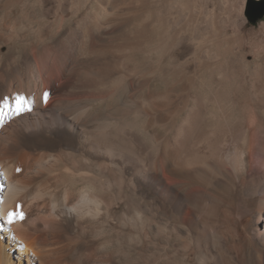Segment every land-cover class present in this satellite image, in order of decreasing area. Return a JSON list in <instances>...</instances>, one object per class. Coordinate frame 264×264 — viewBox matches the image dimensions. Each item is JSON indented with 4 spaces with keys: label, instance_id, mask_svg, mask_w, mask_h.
Masks as SVG:
<instances>
[{
    "label": "bare ground",
    "instance_id": "obj_1",
    "mask_svg": "<svg viewBox=\"0 0 264 264\" xmlns=\"http://www.w3.org/2000/svg\"><path fill=\"white\" fill-rule=\"evenodd\" d=\"M245 3L0 0V264H264Z\"/></svg>",
    "mask_w": 264,
    "mask_h": 264
},
{
    "label": "snow or ice",
    "instance_id": "obj_2",
    "mask_svg": "<svg viewBox=\"0 0 264 264\" xmlns=\"http://www.w3.org/2000/svg\"><path fill=\"white\" fill-rule=\"evenodd\" d=\"M50 94L48 92H44L42 99L44 103L48 102ZM14 104L11 106L8 103V100L5 99L3 101V107H0V126H3V123L6 119H9L10 117L6 116L5 109H10L13 116L22 115L26 112H31L34 107V101L26 97L25 95H16L14 98ZM25 218V213L21 210V206H17L16 211L9 212L7 216V222L8 224H12L18 220H23Z\"/></svg>",
    "mask_w": 264,
    "mask_h": 264
},
{
    "label": "water",
    "instance_id": "obj_3",
    "mask_svg": "<svg viewBox=\"0 0 264 264\" xmlns=\"http://www.w3.org/2000/svg\"><path fill=\"white\" fill-rule=\"evenodd\" d=\"M245 14L248 21L256 25L264 18V0H247Z\"/></svg>",
    "mask_w": 264,
    "mask_h": 264
},
{
    "label": "rangeland",
    "instance_id": "obj_4",
    "mask_svg": "<svg viewBox=\"0 0 264 264\" xmlns=\"http://www.w3.org/2000/svg\"><path fill=\"white\" fill-rule=\"evenodd\" d=\"M246 5H247V0H246V3H245ZM246 5H245V7H244V11H243V18H244V20L246 21L245 22V25H247V27H248V29H251V30H254L256 33H259V31L261 30L260 28L262 27L261 25H263V23H264V18L261 20V21H259L256 25H253V24H251L249 21H248V19H247V17H246ZM225 86H227L228 87V84L226 85L225 84ZM226 87V88H227ZM224 89H226L225 87H223ZM213 93V92H212ZM264 167V166H263ZM264 169V168H263ZM263 174H264V170H263Z\"/></svg>",
    "mask_w": 264,
    "mask_h": 264
}]
</instances>
